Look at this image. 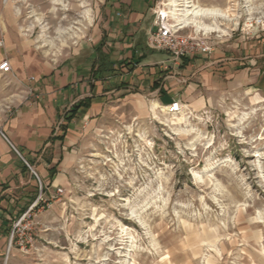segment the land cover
Returning a JSON list of instances; mask_svg holds the SVG:
<instances>
[{"label":"rangeland","instance_id":"374dc122","mask_svg":"<svg viewBox=\"0 0 264 264\" xmlns=\"http://www.w3.org/2000/svg\"><path fill=\"white\" fill-rule=\"evenodd\" d=\"M190 2L234 15L200 18L227 30L220 36L192 29L231 66L200 75L205 56L186 72L165 70L159 93L114 97L80 130L68 183L34 212L31 244L8 252L7 240L0 264H264V50L238 53L243 42L264 44V0ZM103 8V0H0V62L12 65L0 75L1 115L31 99L32 78L93 48ZM249 19L262 25L245 29ZM173 100L181 108L168 114Z\"/></svg>","mask_w":264,"mask_h":264},{"label":"crops","instance_id":"0c3cea01","mask_svg":"<svg viewBox=\"0 0 264 264\" xmlns=\"http://www.w3.org/2000/svg\"><path fill=\"white\" fill-rule=\"evenodd\" d=\"M103 2L104 34L93 48L83 52L82 59H75V64L66 61L47 75H37L31 99L14 104L7 115L0 113V257L5 253L13 221L38 196L39 185L32 171L45 197L58 188L63 189L77 158L72 146L78 144L82 127L96 125L117 95L134 88L137 91L149 88L159 93L164 87L163 82L160 85L157 82L171 68L169 56L146 45L147 34L156 29L162 2ZM192 29L185 27L183 32L193 34ZM261 50L264 44L261 46L259 40L243 42L238 50L243 55L240 60L257 58ZM157 53L163 58H156ZM200 58L205 56L183 60L178 68L186 72L190 67L201 66ZM210 60L197 70L202 72L200 75L207 68L217 75L228 69L224 66L232 64L226 53L211 54ZM9 64L12 69L10 61ZM126 64L134 69L126 70ZM85 101L88 107L79 106ZM74 107L76 113L72 115Z\"/></svg>","mask_w":264,"mask_h":264},{"label":"built area","instance_id":"2783aa9c","mask_svg":"<svg viewBox=\"0 0 264 264\" xmlns=\"http://www.w3.org/2000/svg\"><path fill=\"white\" fill-rule=\"evenodd\" d=\"M165 21L162 15L158 16L156 29L147 34L146 45L150 50L166 53L169 56V64L171 67L178 68L183 60H193L200 56H209L212 54L213 47H211V43L209 44L203 37H198L194 34H182L184 28L178 26L174 27V25L165 26ZM2 46L3 43L0 41V48H2ZM11 72L12 69L7 60L0 62L1 75H8ZM31 80L34 79L32 78ZM167 108L168 114H176L181 108V102L179 100H173ZM24 163L30 169L25 161ZM32 173L38 182L39 193L36 200L28 209L13 221L8 239V252L14 243L19 247H26L31 244V232L35 226L33 220L36 217L34 212H41L48 207L50 200L56 199L63 194V189L58 188L53 191L50 196L45 197L37 175L33 171Z\"/></svg>","mask_w":264,"mask_h":264},{"label":"bare ground","instance_id":"6f19581e","mask_svg":"<svg viewBox=\"0 0 264 264\" xmlns=\"http://www.w3.org/2000/svg\"><path fill=\"white\" fill-rule=\"evenodd\" d=\"M179 2L183 3L182 6L179 5ZM162 5L164 8L161 7L159 13L164 17V21L166 20L164 22L165 26L174 25V27L178 26L181 28L193 27L197 32L203 34L217 33L220 36V34L226 33L227 30L216 23H206L200 19L201 17L210 18L217 16V18L221 17L225 21H231L234 18V15L230 13L228 9L204 8L196 4H191L190 0H165ZM248 12L250 13V10H248ZM167 18L173 23H168ZM254 24L262 25V21H260V19L254 20ZM254 24L251 22V19H249L244 24V28H253Z\"/></svg>","mask_w":264,"mask_h":264},{"label":"trees","instance_id":"16d2710c","mask_svg":"<svg viewBox=\"0 0 264 264\" xmlns=\"http://www.w3.org/2000/svg\"><path fill=\"white\" fill-rule=\"evenodd\" d=\"M184 64H185V62H184ZM79 106L88 107L89 106V103H88V101H85L84 103L81 102ZM75 113H76V109L74 107V109H72V111H71V114L74 115Z\"/></svg>","mask_w":264,"mask_h":264}]
</instances>
